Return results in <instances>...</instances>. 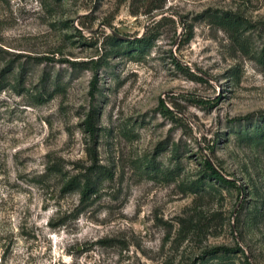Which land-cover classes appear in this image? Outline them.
<instances>
[{
  "label": "rangeland",
  "instance_id": "1",
  "mask_svg": "<svg viewBox=\"0 0 264 264\" xmlns=\"http://www.w3.org/2000/svg\"><path fill=\"white\" fill-rule=\"evenodd\" d=\"M144 5L0 0V264H264V0Z\"/></svg>",
  "mask_w": 264,
  "mask_h": 264
},
{
  "label": "trees",
  "instance_id": "2",
  "mask_svg": "<svg viewBox=\"0 0 264 264\" xmlns=\"http://www.w3.org/2000/svg\"><path fill=\"white\" fill-rule=\"evenodd\" d=\"M143 2L145 5V10L146 13H149L151 11V9H158L161 6H154L153 8H151L149 6L150 3H152L153 1H157V0H149L147 2H144L145 0H138ZM164 0H161V3H163ZM132 13H136L135 11ZM187 39V38H186ZM134 42L140 45H148L149 44V39L144 37H140V38H135ZM259 62L264 63V52L263 50L261 51L260 57H259ZM92 85V84H91ZM93 88V87H92ZM92 117L89 115L87 117V119L84 121V127L87 131V133L89 135H93V126H92ZM202 166H203V173H204V177L210 181H213L215 183H220V184H225V185H230L232 182L227 180L224 176H222V174L220 173L219 169L214 167L206 158L202 159ZM66 185H70V182L66 183ZM72 188H68L66 191H70ZM95 190L93 188H89L87 185H85L82 189H81V195L85 198H87L89 196L90 193H93Z\"/></svg>",
  "mask_w": 264,
  "mask_h": 264
}]
</instances>
